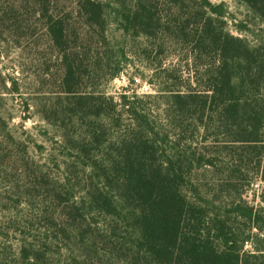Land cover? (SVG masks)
<instances>
[{
    "label": "trees",
    "instance_id": "16d2710c",
    "mask_svg": "<svg viewBox=\"0 0 264 264\" xmlns=\"http://www.w3.org/2000/svg\"><path fill=\"white\" fill-rule=\"evenodd\" d=\"M241 1L264 24V0ZM159 5L165 7L162 12ZM224 15L223 4L209 0H76L68 15L45 20L62 69L59 89L71 97L65 113L104 131L105 106L113 111L112 100L83 95L78 87L101 68L92 47L107 40L104 26L110 16L123 34L152 39L164 34L189 44L194 62L215 58L203 71L204 90L176 92L169 106L180 134L196 119L202 142L213 137L219 146L214 155L205 146L158 149V133L132 102H123L134 128L118 146L108 145L92 160L99 179L87 192L89 206L114 225H124L132 252L128 264H264V210L254 211L241 188L249 184L251 164L264 182V36L254 43L231 35L223 28ZM74 17L83 19L81 30ZM76 40L82 44L79 50ZM106 58L104 65L111 68ZM118 71L113 68L109 78ZM222 151L228 160L218 165ZM211 168L224 177L217 188L229 197L225 202L210 194L202 180H191ZM253 239L254 252L245 253L244 243Z\"/></svg>",
    "mask_w": 264,
    "mask_h": 264
},
{
    "label": "rangeland",
    "instance_id": "374dc122",
    "mask_svg": "<svg viewBox=\"0 0 264 264\" xmlns=\"http://www.w3.org/2000/svg\"><path fill=\"white\" fill-rule=\"evenodd\" d=\"M209 2L223 4V28L231 35L254 43L264 36L263 22L241 0ZM75 6L76 0H0V264L131 261L124 225H114L112 218L92 210L87 196L99 179L92 160L108 145L118 146L134 128L121 108L123 102H132L145 116L158 133L160 150L205 146L214 155V147H219L210 135L202 142V133L195 131L196 119L180 134L178 119L169 108L176 92L204 90L203 71L215 58L194 62L189 44L175 43L164 34L154 39L123 34L112 16L104 26L107 40L95 41L92 47L101 68L78 87L83 95L112 100L113 111L105 106L108 130L68 116L65 108L71 97L59 89L62 69L45 20L68 15ZM164 8L159 5L158 11ZM73 22L82 29V18L74 17ZM74 46L79 50L82 44L76 40ZM106 57L111 68L104 65ZM116 67L117 75L109 78ZM164 134L167 140L159 142ZM217 159L222 165L228 157L222 151ZM253 166L248 165L249 184H242V198L254 211L264 210V182ZM194 178L202 180L213 196L229 199L217 188L224 177L215 169ZM255 246L250 240L243 251L253 253Z\"/></svg>",
    "mask_w": 264,
    "mask_h": 264
}]
</instances>
